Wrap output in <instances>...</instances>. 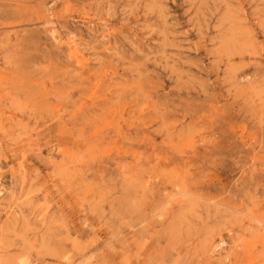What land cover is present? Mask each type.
Segmentation results:
<instances>
[{
    "label": "rangeland",
    "instance_id": "rangeland-1",
    "mask_svg": "<svg viewBox=\"0 0 264 264\" xmlns=\"http://www.w3.org/2000/svg\"><path fill=\"white\" fill-rule=\"evenodd\" d=\"M0 264H264V0H0Z\"/></svg>",
    "mask_w": 264,
    "mask_h": 264
}]
</instances>
